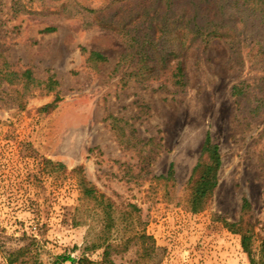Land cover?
Masks as SVG:
<instances>
[{
	"label": "rangeland",
	"instance_id": "rangeland-1",
	"mask_svg": "<svg viewBox=\"0 0 264 264\" xmlns=\"http://www.w3.org/2000/svg\"><path fill=\"white\" fill-rule=\"evenodd\" d=\"M153 1L0 0V70L58 82L45 94L0 75V264L20 248L21 259L40 264L82 255L87 226H72L76 182L65 173L48 176L44 159L67 172L82 167L119 209L140 210L136 228L153 238L152 256L134 242L121 251L122 235L114 233L112 264H249L240 236L224 223L239 220L246 199V219L264 237V59L249 48L236 57L225 39L212 38L182 52L186 88L134 79L123 86L122 75L136 64L114 72L129 46L126 33L132 36L126 28L150 14ZM91 51L107 61L87 62ZM233 86L242 90L236 97ZM207 132L221 167L210 204L194 214L186 183ZM170 164L173 181L156 180ZM101 255L86 253L96 262Z\"/></svg>",
	"mask_w": 264,
	"mask_h": 264
},
{
	"label": "trees",
	"instance_id": "trees-1",
	"mask_svg": "<svg viewBox=\"0 0 264 264\" xmlns=\"http://www.w3.org/2000/svg\"><path fill=\"white\" fill-rule=\"evenodd\" d=\"M154 3L157 6L151 9L150 14L139 17L138 23V17L135 18V23L130 21L126 28L132 36L126 33L129 46L119 57L114 72H118L123 68V64L131 59L136 61V64L133 70L122 75L120 81L123 86L127 81L134 79L140 84L161 80V87L170 85L177 90L186 88L188 78L182 52L195 43L207 45L212 38L225 39L231 53L236 57L240 56L241 49L249 48L255 51L259 58L264 59V0H154L152 4ZM157 31L162 34L155 40ZM82 51L85 52L83 49ZM172 59L174 63H171ZM86 60L94 64L107 61L104 55L95 51L89 52ZM5 66L4 63L3 67ZM0 75L10 85L15 78L24 88L32 85V89L39 93H52L58 87L53 75L41 81L33 78L30 70L22 73L0 70ZM241 92V87L233 86L231 95L236 97ZM57 102L59 98L52 104L45 105L43 111L53 110ZM109 119L114 124L121 122L112 116H109ZM42 166V171L48 176L65 173L75 180L79 198L78 206L74 209L72 226H87L82 255L77 259L56 256L53 264H112L110 254L115 251L112 239L114 233L122 235L116 244L122 248L121 251H127L129 244L134 242L142 256H152L154 240L143 229L136 228L140 223V210L135 205L128 204L119 209L110 197L101 193L86 179L82 167H75L67 172L62 163L46 159L42 161ZM220 167L219 147L207 132L200 147L199 157L186 183V205L190 212L200 213L208 207L218 185ZM173 175V167L170 164L166 175L155 179L173 181ZM249 211L250 204L243 199L239 220L234 223L225 222L224 225L240 236V245L249 264H264V237L256 232L254 225L246 219ZM96 221L100 223L99 231L95 228ZM97 250H102L100 262L92 261L86 256V253ZM23 255L22 248L11 252L6 263L40 264L35 258L21 259Z\"/></svg>",
	"mask_w": 264,
	"mask_h": 264
}]
</instances>
